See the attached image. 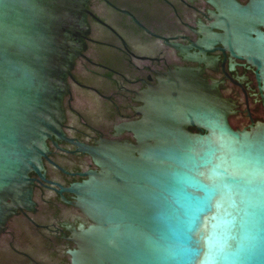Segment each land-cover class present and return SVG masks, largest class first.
<instances>
[{"label": "water", "instance_id": "95a60500", "mask_svg": "<svg viewBox=\"0 0 264 264\" xmlns=\"http://www.w3.org/2000/svg\"><path fill=\"white\" fill-rule=\"evenodd\" d=\"M209 1L222 43L253 65L264 111V0ZM87 4L0 0V235L17 210L35 209L29 174L45 180L47 139L57 148L60 139L96 166L58 191L88 220L71 229L69 264H264V115L234 129L233 103L216 82L180 69L196 80L170 91L160 83L142 98L141 119L126 124L135 142L64 135Z\"/></svg>", "mask_w": 264, "mask_h": 264}, {"label": "flooded vegetation", "instance_id": "af4514ba", "mask_svg": "<svg viewBox=\"0 0 264 264\" xmlns=\"http://www.w3.org/2000/svg\"><path fill=\"white\" fill-rule=\"evenodd\" d=\"M87 7L86 47L75 60L63 97L67 138L88 145L135 142L126 124L141 119L142 98L154 95L162 82L170 91L175 83L196 80L180 69L218 84L222 98L233 103L228 120L234 129L263 120L254 67L222 43L223 31L213 26L217 10L209 0H88ZM57 143L59 148L47 139L45 180L29 174L35 209L17 210L0 235V264H69L71 229L88 224L73 194L58 191L82 181L86 177L81 173L96 166L75 144ZM27 239L38 240L47 255L33 257L19 249Z\"/></svg>", "mask_w": 264, "mask_h": 264}, {"label": "rangeland", "instance_id": "374dc122", "mask_svg": "<svg viewBox=\"0 0 264 264\" xmlns=\"http://www.w3.org/2000/svg\"><path fill=\"white\" fill-rule=\"evenodd\" d=\"M19 249L27 253H30L31 256L33 257H36L37 255L43 253L47 255L46 248L43 245H41V243L36 239H27L25 241H21L19 243Z\"/></svg>", "mask_w": 264, "mask_h": 264}]
</instances>
